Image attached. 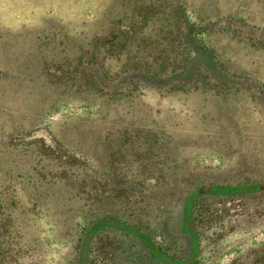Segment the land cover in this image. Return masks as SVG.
Returning a JSON list of instances; mask_svg holds the SVG:
<instances>
[{"label": "rangeland", "instance_id": "1", "mask_svg": "<svg viewBox=\"0 0 264 264\" xmlns=\"http://www.w3.org/2000/svg\"><path fill=\"white\" fill-rule=\"evenodd\" d=\"M262 38L264 0H0V264H264Z\"/></svg>", "mask_w": 264, "mask_h": 264}, {"label": "water", "instance_id": "2", "mask_svg": "<svg viewBox=\"0 0 264 264\" xmlns=\"http://www.w3.org/2000/svg\"><path fill=\"white\" fill-rule=\"evenodd\" d=\"M262 189H264V186H261ZM211 188H206L203 190H199L200 194L204 193H210ZM190 230L195 231L194 229V223L189 224ZM89 254H90V241L88 239L84 240L82 249L80 252V257H79V264H89Z\"/></svg>", "mask_w": 264, "mask_h": 264}, {"label": "trees", "instance_id": "3", "mask_svg": "<svg viewBox=\"0 0 264 264\" xmlns=\"http://www.w3.org/2000/svg\"><path fill=\"white\" fill-rule=\"evenodd\" d=\"M237 30H239V28L238 27H235ZM236 30V31H237ZM254 37H256V35H254ZM262 40H264V38H262L260 41H262ZM213 64H214V62H213ZM220 73V72H219ZM219 75H221V73L219 74ZM220 81V80H219ZM247 188H249V187H242L241 189H247ZM259 188H260V190H264V189H262L261 188V186H259ZM228 190V189H227ZM230 190V189H229ZM212 191V190H211ZM231 191V190H230ZM198 193H199V191H198ZM108 225H114V223H101L100 224V227H104V226H108ZM138 236H139V238H142V236L140 235V234H138ZM153 253H154V255H155V257H157V258H160V259H163L164 260V262L166 263V262H169L170 264H188V260H186V261H176V260H174V259H172V258H168V257H166V256H160L159 254H157L154 250L152 251Z\"/></svg>", "mask_w": 264, "mask_h": 264}]
</instances>
